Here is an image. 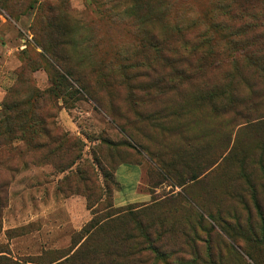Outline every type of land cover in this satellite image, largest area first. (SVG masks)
Returning <instances> with one entry per match:
<instances>
[{
    "label": "rangeland",
    "instance_id": "obj_1",
    "mask_svg": "<svg viewBox=\"0 0 264 264\" xmlns=\"http://www.w3.org/2000/svg\"><path fill=\"white\" fill-rule=\"evenodd\" d=\"M165 1L169 15L150 27H170L174 22L191 25L196 21V28L205 29L217 21L214 14L218 0ZM0 5V194L4 204L0 209V247L14 259L36 264H92L94 260L96 264V244L112 243L119 231H134V223H121L109 234L101 231L86 242L80 231L92 214L84 195H68L70 188L83 189L78 176L68 177L70 169L62 170L71 153L45 158L47 150L32 148L22 139L24 136L17 138L20 131H7L8 124L2 120L17 118L18 112L29 107L31 97L42 94L43 99L37 101L38 114L54 122L52 126L49 123L53 133L67 132L73 137L75 154L85 160L83 167L94 168L100 181L103 177L98 163L124 161L116 170L121 188L114 191L115 205L148 204L153 188H148L146 174L147 168L154 166L148 151L162 149L158 143L170 145L174 139H164L165 133L153 126L152 120L159 118L160 109L174 107L178 100L177 92L169 91L160 97L154 89L142 88L148 78L156 77L145 75L147 64L155 67L159 75H167L169 70L158 55L150 52L145 56L137 48V14L131 15L129 0H8ZM254 8H264V0L256 1ZM176 14L179 18L173 20ZM193 32L196 30L190 34ZM54 60L71 73L74 87L82 90L79 99H75L79 95H67L68 102L64 103L62 97L48 95ZM225 67L210 70V77L219 78L227 70ZM108 76L112 86L107 85ZM201 84L198 78L195 87ZM183 88L185 94L190 93L189 87ZM16 106L18 112L13 110ZM208 110L204 104L196 117L198 130L212 129L204 137L211 147L204 150L203 160L205 155L210 161L218 158L214 167L219 163L223 167L185 186L155 176L154 181L162 182L155 188L157 195L167 194L178 200V208L162 216L165 226L172 230L160 245L172 254L168 253V260L159 257L156 264H264V244L241 232L234 240L210 218L220 210L233 228L238 223L244 230L253 226L258 231L263 227L251 198L247 197L244 204L226 192L242 186L235 180L237 167L232 159L223 161L240 125L222 117L208 118ZM225 132H229V139ZM252 136L243 138L253 143L263 135ZM124 140L135 143L137 148L122 145ZM259 202L264 213L261 195ZM182 228L190 232L189 238ZM193 229L198 235L192 233Z\"/></svg>",
    "mask_w": 264,
    "mask_h": 264
},
{
    "label": "trees",
    "instance_id": "obj_2",
    "mask_svg": "<svg viewBox=\"0 0 264 264\" xmlns=\"http://www.w3.org/2000/svg\"><path fill=\"white\" fill-rule=\"evenodd\" d=\"M6 1L8 0H0V4ZM129 1L132 2L131 15L135 17V13L137 14L139 37L137 48L145 56L150 52L158 55L169 70L167 75H159L155 72V67L150 63L147 64L145 71L148 72H145V75L156 77L148 78L142 89L155 90L157 96L174 91L177 92L178 100L174 107L164 106L160 109L159 118L152 120V125L165 133L164 139L168 140L170 137L174 139L169 141L170 145L158 143L162 149L148 151L154 164L147 168L146 174L147 186L149 189L153 188L151 202L140 205L133 203L125 206L115 205L114 191L121 188L116 178V170L124 161L110 160V164L107 165L98 163L103 177L100 181L94 168L83 167L85 160L82 159L81 154H75L74 148L77 145L72 140L73 137L67 132L53 133L49 123L52 126L54 122L38 114L37 101L43 99L42 94L31 97L32 102L27 101L29 107L26 110L18 112L16 106L13 110L18 112L17 118L12 116L2 120L8 124L7 131H20L22 134L17 138L24 136L22 139L31 144L32 148L47 150V154H44L45 158L71 153L66 160L67 166H63L62 170L70 169L68 177L72 174L78 176L83 189L70 188L68 195H84L92 214L91 219L80 231L81 238L86 237L85 241L101 231L109 234L111 229L121 223H134V231L130 228L119 231V235L112 237V243L96 244L93 249L98 256L96 264H156V259L159 257L167 259L168 253L172 254V251L167 252L160 245L172 230L171 227L168 229L165 226V217L162 216L177 209L178 200L167 194L157 195L155 188L162 182L154 181L155 176L158 175L163 178L162 180L171 181L175 185L185 186L189 181L198 180L203 174H208L220 166L219 163L214 167L218 158L210 161L205 155L203 160L204 150L211 147L204 137L212 129H208L207 132L198 130L196 117L201 114L202 106L207 104L208 118L222 117V120L229 122L234 120L235 124L240 125L235 141L228 148L223 161L232 159L237 167L238 178L235 180H239L242 186L240 189L235 188L232 192L229 190L226 192L229 197L244 204L247 203V197L251 198L263 227L258 231L253 226L244 230V226L241 227L238 223L237 227L233 228L223 219L220 210L216 215L210 214V218L219 223L224 232L234 240L241 233L248 236L251 234L257 243L264 244V213L259 202L260 195L264 197L262 195L264 192V8H254V3L259 0H218V11L214 14L217 21L211 22L205 29L196 28V21L192 20L191 25L174 22L170 27L165 25L156 29L150 25L158 20L162 21L169 15L168 2ZM199 15L203 20V15ZM178 18L177 15L173 20ZM195 30L194 34H190V31ZM222 65H225L227 70L219 78H211V71L219 69ZM51 69H53L52 85L46 90L48 95L62 97L64 103L68 102L65 99L67 95L70 97L79 95L75 97L79 99L82 90L74 87L70 81L73 76L61 65V62L54 60ZM198 78L201 79L202 84L196 88ZM112 84L114 83L108 76L107 85L112 86ZM184 86L189 87L190 93L185 94ZM172 116L176 118L173 122L169 120ZM14 127H17V130ZM248 134L254 137L263 136L261 140L255 138L257 141L249 143L243 138ZM224 136L229 139V132H225ZM122 145L137 148L135 143L127 140H124ZM71 151L74 152L73 155ZM74 164H76L75 170ZM222 167L220 166V169ZM1 186L2 184L0 190ZM2 199L3 196L0 194V209L4 206L1 203ZM1 229L0 220V232ZM182 229L189 238L190 232L187 233L184 228ZM192 233L198 235L195 229ZM248 254L251 255L250 251ZM67 258L69 257H65ZM36 263L32 260L14 259L8 250L0 247V264ZM57 263L59 264V262L54 264ZM94 263L95 260L92 264Z\"/></svg>",
    "mask_w": 264,
    "mask_h": 264
}]
</instances>
